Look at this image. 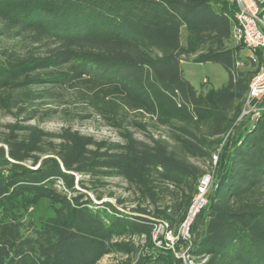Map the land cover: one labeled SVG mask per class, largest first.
I'll use <instances>...</instances> for the list:
<instances>
[{
  "label": "trees",
  "instance_id": "16d2710c",
  "mask_svg": "<svg viewBox=\"0 0 264 264\" xmlns=\"http://www.w3.org/2000/svg\"><path fill=\"white\" fill-rule=\"evenodd\" d=\"M235 11L228 0H0L1 33L34 47L28 70L0 64V104L10 99L31 121L38 111L27 106L80 86L121 136L97 141L65 128L54 144L37 126L10 125L0 136V264H99L112 253L128 255L123 264H188L182 242L196 264H264V111L240 119L262 57L239 65ZM190 59L221 63L228 81L199 92L184 76ZM32 70L51 71L25 76ZM150 126L167 136L136 137ZM195 160L210 164L216 186L190 237L159 246L157 222L178 233L206 173ZM85 176L124 179L137 213L96 202ZM41 199L52 214L36 221L29 209Z\"/></svg>",
  "mask_w": 264,
  "mask_h": 264
},
{
  "label": "rangeland",
  "instance_id": "374dc122",
  "mask_svg": "<svg viewBox=\"0 0 264 264\" xmlns=\"http://www.w3.org/2000/svg\"><path fill=\"white\" fill-rule=\"evenodd\" d=\"M1 28V27H0ZM233 46H240L235 40L231 43ZM239 55L243 59L241 67L250 66V62H246L245 58L250 55L251 50L244 45L240 46ZM33 45L28 40L18 39L13 36L3 35L0 31V64L9 68H23L26 66L28 70L31 63V52ZM43 48L38 50L37 56L43 55ZM247 66V67H248ZM182 68L184 76L191 81V83L197 88L199 92H205L211 88H219L226 84L228 81V72L221 63L206 62L199 63L192 59L189 61H183ZM66 68H63L64 71ZM251 69L256 71V67L251 66ZM51 70H36L28 71L25 76H33L36 73H48ZM205 80H207L205 82ZM84 90V89H83ZM82 87H64L57 88L52 95L41 103H37L34 106H27V109L36 108L38 111V117L31 121H26L28 116L27 112H20L18 107L12 105L13 101L10 99L0 104V136L5 132H8L10 125H34L39 129L45 131L48 136L47 139L54 144L60 142L59 136L62 134L65 128H71L74 131H78L81 134L91 136L95 140H106L109 142L120 141L121 136L118 129L113 128L107 124V121L94 112V110L84 103L83 96L81 95ZM6 93H3V95ZM40 102V101H37ZM28 111V110H26ZM159 136L164 134L167 136L168 130L163 127L154 128L150 126L148 131L135 130V135L139 139L148 140V134ZM234 133V132H233ZM49 146V145H47ZM200 164L206 172H211V166L208 162L201 160H195ZM80 177L76 173V180ZM87 189H84L96 202L110 201L119 208L128 212L137 213L134 211L138 206V197L135 193V189L130 187L128 183L120 177H109L104 179L84 177ZM104 185H101V183ZM214 184L212 185L210 192L215 188V176ZM80 188L79 186H77ZM174 190V189H173ZM101 197V200L96 198ZM173 195L168 194V197L161 200L159 205L164 207L166 204H170L173 200ZM193 203V201H192ZM192 205V204H191ZM143 206H147L150 210H154V206L146 203ZM190 209V208H189ZM50 201L48 199H41L38 204L30 207L29 217L33 220H39V217L51 215ZM188 216V215H187ZM187 219V218H186ZM166 221L157 222L154 230L153 241L159 246H169L171 248L176 247L180 236L182 238H189V228L185 227V222L182 224L178 233H172L175 236L174 243L168 239ZM164 225H163V224ZM136 242L141 246L145 244V238H135ZM173 246V247H172ZM181 251L177 252L179 256L183 257L185 261H192V264H196L195 259L188 254V247L185 243H180ZM128 259V255L124 253H112L103 257L99 264H123Z\"/></svg>",
  "mask_w": 264,
  "mask_h": 264
},
{
  "label": "built area",
  "instance_id": "2783aa9c",
  "mask_svg": "<svg viewBox=\"0 0 264 264\" xmlns=\"http://www.w3.org/2000/svg\"><path fill=\"white\" fill-rule=\"evenodd\" d=\"M236 4L234 15L233 38L237 43H242L251 50L250 58L258 63L259 56L262 57V63L257 73L250 82L249 91L245 101L244 109L240 119L250 117L256 120L264 111V16L261 14L260 2L262 0H228ZM240 65V63H239ZM207 80H205L206 82ZM219 154L213 155V167L217 164ZM214 182V170L206 172L200 179L198 191L190 206L189 213L185 222V227L190 226L196 215L207 204V194ZM62 182H59V187ZM165 223V222H163ZM162 223V224H163ZM164 225V224H163ZM165 225H168L165 223ZM189 225V226H188ZM174 233L167 227L168 239L174 243ZM173 247V246H172ZM188 264H192L189 260Z\"/></svg>",
  "mask_w": 264,
  "mask_h": 264
}]
</instances>
